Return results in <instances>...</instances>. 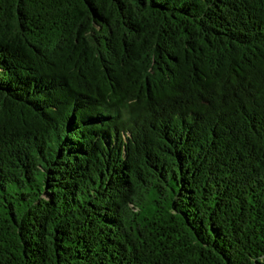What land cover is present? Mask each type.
<instances>
[{
  "label": "trees",
  "instance_id": "1",
  "mask_svg": "<svg viewBox=\"0 0 264 264\" xmlns=\"http://www.w3.org/2000/svg\"><path fill=\"white\" fill-rule=\"evenodd\" d=\"M0 264H264V0H0Z\"/></svg>",
  "mask_w": 264,
  "mask_h": 264
}]
</instances>
